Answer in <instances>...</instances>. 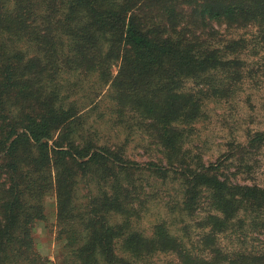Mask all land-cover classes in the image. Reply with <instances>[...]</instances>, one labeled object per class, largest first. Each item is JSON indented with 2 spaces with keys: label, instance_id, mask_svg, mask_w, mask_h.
Returning a JSON list of instances; mask_svg holds the SVG:
<instances>
[{
  "label": "trees",
  "instance_id": "1",
  "mask_svg": "<svg viewBox=\"0 0 264 264\" xmlns=\"http://www.w3.org/2000/svg\"><path fill=\"white\" fill-rule=\"evenodd\" d=\"M212 24L256 28L264 44V0H0V264H48L31 232L49 190L61 230L76 219L84 232L78 244L74 229L59 232L68 236L73 264H264V250L220 244L241 210L263 214L264 186L233 184L234 174L227 173L231 182L222 174L224 161L203 164L183 147L202 103L231 101L250 79L245 35L215 38ZM119 58L110 100L135 118L159 156L142 165L126 157L129 133L118 147L83 131L93 99L79 103V86L70 82L78 72L98 71L101 80ZM212 70L217 89L181 91L184 79ZM248 138L250 148L264 143V131ZM78 182L109 185L112 193H89L74 211ZM152 202L164 211L141 230ZM110 212L123 220L110 224Z\"/></svg>",
  "mask_w": 264,
  "mask_h": 264
},
{
  "label": "rangeland",
  "instance_id": "2",
  "mask_svg": "<svg viewBox=\"0 0 264 264\" xmlns=\"http://www.w3.org/2000/svg\"><path fill=\"white\" fill-rule=\"evenodd\" d=\"M211 27L213 32H216L215 38L230 39L237 33L245 35L247 52L244 56L243 73H247L250 79L247 77L244 79L240 91L233 100L225 102L217 98L202 103L200 117L186 127L189 141H184L183 147L199 156L203 164L224 161L226 168L221 173L228 179V171L234 174L233 184L263 187L264 143L252 145L250 148L248 135L251 137L253 133L264 131V44L259 43L260 38H257L256 33L254 34L256 28L251 31L239 30L240 32H237L227 28L224 24H212ZM213 32L209 29L206 36L211 38L210 35ZM120 68L121 58L111 64L101 80L98 77V71L85 75L78 72L74 77H70V82L79 86L75 91L79 103L83 105L86 101L88 103L90 99H93L92 104L82 113L81 128L83 131H87L88 128L90 131L95 130L99 136L108 139L113 146L118 147L122 145L125 135L129 133L132 137L129 139L126 157L135 164L142 165L150 160H157L159 156L154 151L155 147H148L149 141L141 129L134 126L135 118L132 119V115L129 114L123 117V113L115 109L110 100L113 98L112 93H115L111 84L118 76ZM218 79L219 74L216 70L193 78L189 77L182 81L181 91L185 93L199 91L203 88V84H206V90L211 92L210 90L217 89L216 80ZM104 81L107 82L104 83ZM199 83L201 84L198 85ZM241 146L244 148L239 149ZM231 180L230 178L229 181ZM165 186L158 189H163ZM89 193L92 199H101L104 198V193L111 195L112 190L109 185L99 187L95 182H92L87 189L81 182H78L71 199V208L74 211H82L88 201ZM121 195L123 202V190H121ZM163 197L169 199L168 194H163ZM42 206L44 217L35 221L31 232L36 251L48 261V264H73L70 250L64 249L68 244V236L59 234V232L74 229L78 233L76 234L78 244L79 240L84 237L81 226L76 219L70 221L69 228L64 227L61 230L58 226L55 191L49 190L42 200ZM162 207L159 202L158 204L157 202L150 203L148 209L152 214L142 221L139 229H149L150 225L156 221L155 216L163 213L164 208ZM206 214L207 212H204L202 215ZM68 217L73 218L75 214ZM238 217L240 220L233 226L234 233L222 239L220 244L227 251L261 250L262 252L264 250V212L255 218V215H249L241 210ZM107 219L110 224L116 225L123 220V216L110 212ZM76 223L77 226H75ZM197 233L198 231H192L193 238ZM165 261V258H160L157 262Z\"/></svg>",
  "mask_w": 264,
  "mask_h": 264
}]
</instances>
